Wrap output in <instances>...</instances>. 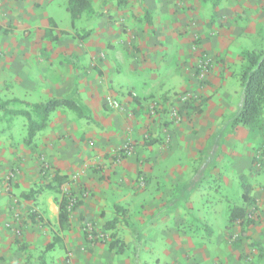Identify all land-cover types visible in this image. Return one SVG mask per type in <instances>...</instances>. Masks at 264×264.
<instances>
[{
    "label": "crops",
    "instance_id": "crops-1",
    "mask_svg": "<svg viewBox=\"0 0 264 264\" xmlns=\"http://www.w3.org/2000/svg\"><path fill=\"white\" fill-rule=\"evenodd\" d=\"M50 1L0 0V104L8 101L0 110L7 115L6 129L11 133L10 126L14 119L11 116L22 115L7 112L26 109L24 102L73 97L85 108L86 116L71 110L75 116L70 120L59 116L54 119L53 116L55 112L67 114L70 109L52 111L48 125L36 133V140L33 139L30 144L24 142L26 119L22 116L25 126L22 127L24 130L20 128L19 138L27 146L36 142L41 150L49 154L55 172L68 178L67 170L73 166H69L67 159L72 153L82 151L84 157L94 153L102 154V181L96 183V180L90 179L89 186L92 182L96 183L92 187L93 194L88 200L78 198L79 203L73 209L79 212L77 220L70 217L69 228L59 229L58 199L46 201L45 215L48 219H55L58 230L63 234L73 230L76 234H82L79 224L89 218L100 222L116 218V229H119L123 221L127 226L123 234L131 236L120 237L126 244L122 252L116 251V248L109 249L124 254L127 247L135 243L132 234L138 224L143 222L147 225L145 232L142 231V234H146L151 213H159L161 223H164L165 214L167 220L171 214L184 220L181 214L186 213V210L183 207L189 205L191 210L186 214L198 218L193 207L198 187L191 189L189 185H193L197 177L205 172L218 175L223 170L220 159L225 149L219 151L214 136H218L221 129L218 116L223 112L225 104L216 95H212L217 83L221 84V74L212 76L202 89L196 85L194 73L188 66V62L194 61L190 49L193 24L188 25V16L191 15L187 10L188 4L193 3L192 13L201 22L203 47L214 51L224 49L242 31L252 30L249 26L251 24L254 32L263 34L264 0H221L208 14L204 13L203 4L199 0H128L126 3L85 9L73 22L67 0L69 18L66 27L59 26L58 18L49 8ZM242 9L248 10L241 14L243 21L232 22V17ZM84 13L88 19L93 20L95 17V20L89 24L90 21L86 19L87 27L76 29V21ZM205 22L214 24L213 35L211 30L206 29ZM81 29L85 30L83 34L80 33ZM187 89H197L208 96L201 100V104L185 108L174 94ZM106 95L118 100L121 107L114 108L107 104ZM12 98L21 100L18 101L19 107H12ZM152 100L157 103V113L148 116L145 112ZM172 106H178L184 117L182 122L171 120ZM77 119L82 124L76 122ZM78 126L82 127L79 129ZM146 134L150 136L149 139H145ZM166 134H169L168 141L162 139ZM62 135L71 136L66 140L69 145L78 144L82 136L93 137L95 144L91 148L84 144L79 147L72 145L68 150L66 147L67 152H64L62 139H59ZM126 139L133 140L136 151L131 156H122L119 163H116L115 157L107 151ZM221 141L222 146L224 144V148L230 150V140L222 138ZM6 149L7 146L3 145L0 155L2 153L11 164L18 151ZM19 151L25 152L26 159L31 158L26 149ZM120 175L123 176V184L114 181ZM140 175L145 176L144 186L137 185ZM88 176L92 177L91 174ZM31 183H25L28 190L39 181ZM259 195L264 210V177ZM4 201L5 197L1 195L0 225L5 217L4 211L6 213L7 210ZM165 204L172 205L174 209L171 207L161 212L155 210ZM116 206L120 211L116 210ZM121 210L125 212L122 214ZM126 221H129L128 225ZM154 225L155 219L151 226ZM223 236L220 234V241L225 242ZM53 239L45 241L39 259L33 260V264L46 263L45 253L55 248L47 250L46 246ZM83 239L87 242L84 232ZM15 240L12 245L23 248V244ZM43 240L46 238L40 234H26L24 248L26 250L30 244ZM253 242H257L256 247L262 254L263 240ZM97 249L105 252V248ZM203 250L207 252L205 246ZM220 252L221 255L217 256L213 264H221L220 258L225 254L222 250ZM108 256L106 252L105 261L101 260L103 264H114L115 261L108 260ZM207 257L208 254H204V260ZM134 262L149 264L139 254L135 255V259L126 257L116 261L117 264ZM22 264L29 262L27 260Z\"/></svg>",
    "mask_w": 264,
    "mask_h": 264
},
{
    "label": "rangeland",
    "instance_id": "rangeland-1",
    "mask_svg": "<svg viewBox=\"0 0 264 264\" xmlns=\"http://www.w3.org/2000/svg\"><path fill=\"white\" fill-rule=\"evenodd\" d=\"M199 1L203 4L200 3L203 6L204 13H210L214 7L212 0ZM66 2L67 0H51L49 2V8L58 18L60 27H66L69 18ZM118 2L119 0H91L90 7L97 9L109 4L116 5ZM187 10L191 12L189 13L191 15L188 16V25L189 23L193 24L192 31L190 29V49L193 54L192 60H194L188 62V66L194 73L196 85L201 89L205 87L212 76L217 73L221 74V84L217 83L220 86L217 85L212 95H216L217 99L225 104L223 112L218 116L221 129H219L218 136H214V140H217L216 143L219 144V151L225 149V153L220 159V167L223 170L218 175L205 172L201 177H197L193 185H189L191 189L194 187H196L194 189H197L198 187L193 200L194 214L198 218L186 214L191 210L189 205H187V208L182 206L183 210H186V213L181 210L183 212L181 216H184V220H180L174 214H171L169 220H167V214H165L163 217L164 223H161L158 218L159 213H151L146 234H142V231L145 232L147 225L143 222L138 224L135 232L132 231L135 243H131L124 254H117L115 250H110L108 246L112 234L119 238H130L131 234H123V230L127 228L123 221L120 223L119 229H116L115 225L108 227L105 224L106 221L100 222L97 219L89 218L79 224L80 228H78L82 231V234H76L75 230L70 233H61L55 219H48L45 215L46 201L48 199L57 200L60 198V194L45 189L36 195L34 201L25 200L21 197V192H26L29 188L25 183L29 185L31 182L39 181V183H43L49 181L54 175L55 165L49 154L44 149L41 150L36 142L27 146L22 140L20 141L19 131L20 128L24 130L22 128L25 126L23 124L24 118L22 116H11V119H14L10 126L11 133H9L6 129L8 128L7 115L0 110V151L3 145H6L8 150L18 151L11 164L2 156V153L0 155V196L5 197L4 204L7 208L6 213L4 211V220L1 221L0 225V229H2L0 231V264H22L27 260L29 264H33V260L39 259L45 241H50L55 236L61 239L63 245L55 246L54 249L45 253V264H103L101 260L105 261L106 252L109 254L108 260L115 261L114 264H117L116 261L120 258L135 259L136 254H139L140 258H143L149 264H213L217 256L221 255V250L225 254L223 258H220L221 264H264V243L262 254L259 253L256 245H252L254 240L259 241V239H262L264 242V210L259 202L260 183L264 177V157L262 156V151H264V110L260 125L255 129H250L243 124L233 123V113L238 109L241 100L240 77L244 64L242 53L245 50L264 49V31L263 34L254 32V26L251 24L249 26L252 30L242 31L224 49L207 50L203 47L201 22L192 13L194 10L192 2L188 4ZM247 11L242 9L235 17H232L231 21L235 23L243 21L241 14ZM86 19H88V16L84 13L76 21V29L87 27ZM94 20L95 17L93 20L88 19L90 21L88 23H93ZM205 26L206 29L212 31L214 24L205 22ZM84 31L81 29L80 33L83 34ZM12 34L16 35L15 33ZM211 34L213 35V31ZM206 96L208 95L201 94L197 89H187L174 94V97L185 108L201 104V100ZM1 98L0 95V101ZM116 101L118 104L114 108L121 107V103L118 100ZM11 102L13 103L11 104L12 107H19L20 105L19 102ZM150 102L152 104L147 107L145 114L153 116L157 113L155 108L157 103H153L156 102L155 100ZM25 108L29 107L25 106ZM66 113L55 112L54 119L59 116L60 118L63 117L64 120H70L75 116L71 110ZM170 115L171 120L175 123L184 120L178 106H172ZM2 119L5 121H2ZM75 121L82 124V121L78 119ZM81 127L78 126L79 129ZM70 137L65 135L59 137V139H62L64 152H67L66 147L68 150L74 145L66 144ZM149 138L150 136L146 134L145 139ZM222 138L230 140V150L227 151L224 144L222 146ZM162 139L168 141L169 134H166ZM8 142H10V145ZM83 144L85 147L91 148L94 146L95 140L93 137L82 136L74 147ZM25 149L31 158L26 159L25 152L19 151ZM135 151L133 140L126 139L121 144L111 146L107 152L115 157L114 162L119 163L118 161L122 156H131ZM101 155L94 153L84 157L82 151H79L68 157L67 162L69 166L73 167L67 170L69 171L70 182L64 187L66 193L82 200H88L92 196V187L97 182L102 181L104 166ZM249 159L254 160L250 162ZM89 174L92 177L88 176ZM90 179L96 180V183L92 182L89 186ZM114 181L123 184V176H118ZM145 184V176L140 175L137 185L144 186ZM244 187H248L250 194L255 198L254 203L246 206V219L248 221L241 224V221L237 220L228 226L229 208L234 205H244L241 197ZM188 193H186V196ZM171 207L174 209L172 205L165 204L161 205L160 208H155V210L161 212L167 208L171 209ZM32 210L44 218V221L30 223L28 214ZM105 212L103 210V214ZM78 214V211H71L70 217L77 220ZM154 219L155 225L152 227L151 224ZM242 231H245V235L242 234ZM83 232L87 234V237H85L87 242L83 239ZM26 234H40L46 240L34 242L25 250ZM220 234H224L225 242L220 241ZM14 239L21 242L23 248L12 245ZM204 246L207 252L203 250ZM91 248H93V251H90ZM96 248H105V252L101 249L95 250ZM204 254H208L205 260ZM211 257L215 258H212V260ZM215 263L218 264V262Z\"/></svg>",
    "mask_w": 264,
    "mask_h": 264
},
{
    "label": "trees",
    "instance_id": "trees-1",
    "mask_svg": "<svg viewBox=\"0 0 264 264\" xmlns=\"http://www.w3.org/2000/svg\"><path fill=\"white\" fill-rule=\"evenodd\" d=\"M128 0H119L118 3H126ZM221 0H212L213 6ZM91 6L90 0H69L68 9L73 20L80 17L81 13ZM244 60L241 72V100L238 109L233 113V123L243 124L250 129H255L260 125L261 115L264 110V49L262 50H245L242 53ZM10 101H21L18 98H12ZM8 101L0 104V109ZM29 108L20 110H9L7 113L11 115H22L26 119V135L24 142L30 144L36 133L47 126L49 114L59 108H67L74 111L80 116H86L85 108L73 97L50 98L45 101L29 103L24 102ZM254 160V159H253ZM70 180L67 176L54 172V175L47 182L35 184L28 191L21 193L24 199L34 200L36 195L43 190H51L60 194L58 199V225L60 230L69 228L71 211L78 205V199L64 191V187ZM244 205H234L229 208L228 226L235 221H241V224L247 222L246 206L255 202V198L250 194L249 188L244 187L241 194ZM120 208L116 206V210ZM122 214L125 210H121ZM28 219L32 223L42 222L44 218L39 216L36 211L32 210L28 214ZM116 218L106 222L108 227H112L116 223ZM127 222V221H126ZM245 235V231H242ZM87 237V234H85ZM17 241V240H15ZM17 243V242H16ZM61 239L57 236L53 241L47 244L46 249H52L55 246H62ZM252 245H258L252 241ZM110 249L116 248V251L122 252L126 246L125 242L115 234L111 235L108 243ZM43 263V262H42ZM134 264H138L134 262Z\"/></svg>",
    "mask_w": 264,
    "mask_h": 264
},
{
    "label": "built area",
    "instance_id": "built-area-1",
    "mask_svg": "<svg viewBox=\"0 0 264 264\" xmlns=\"http://www.w3.org/2000/svg\"><path fill=\"white\" fill-rule=\"evenodd\" d=\"M106 102L107 104L112 105V106H116L118 104L117 101L113 99V97L110 95L106 96Z\"/></svg>",
    "mask_w": 264,
    "mask_h": 264
}]
</instances>
